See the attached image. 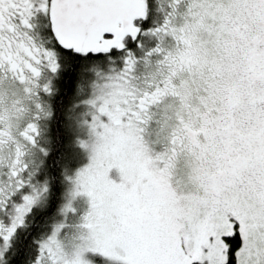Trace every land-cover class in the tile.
<instances>
[{
	"label": "snow or ice",
	"instance_id": "6c2138e0",
	"mask_svg": "<svg viewBox=\"0 0 264 264\" xmlns=\"http://www.w3.org/2000/svg\"><path fill=\"white\" fill-rule=\"evenodd\" d=\"M0 264H264V0H0Z\"/></svg>",
	"mask_w": 264,
	"mask_h": 264
}]
</instances>
